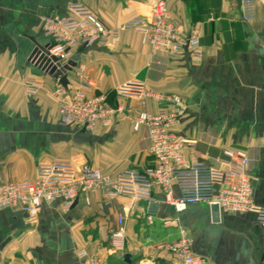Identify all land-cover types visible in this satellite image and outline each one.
Masks as SVG:
<instances>
[{"label":"crops","instance_id":"1","mask_svg":"<svg viewBox=\"0 0 264 264\" xmlns=\"http://www.w3.org/2000/svg\"><path fill=\"white\" fill-rule=\"evenodd\" d=\"M154 1L0 0V184L34 180L39 164L55 161L88 162L114 177L151 167L148 131L135 132L131 118L163 108L154 96L176 95L184 118L173 132L185 143L186 162L227 170L224 151L247 150L254 202L264 206V0H257L252 23L242 21L240 0H166L181 30L199 34L194 55L153 52L145 36L130 29L108 47L75 50L70 89L87 78L86 96L104 95L125 115L97 134L60 124L54 98L60 83L31 61L36 44H51L44 19L68 18V6L80 3L107 28L119 30L135 18L150 21ZM135 80L145 83V97L117 93ZM29 83L39 85L34 95ZM153 191L161 203L152 225L145 221L146 202L117 198L103 205L101 191L81 197L70 211L58 201L29 219L0 209V264H126L125 255L130 264H182L160 246L184 236L205 264H264V226L255 212H220L214 222L207 203L177 212ZM173 193L180 196L176 186ZM120 217L125 244L116 251L112 234Z\"/></svg>","mask_w":264,"mask_h":264},{"label":"built area","instance_id":"2","mask_svg":"<svg viewBox=\"0 0 264 264\" xmlns=\"http://www.w3.org/2000/svg\"><path fill=\"white\" fill-rule=\"evenodd\" d=\"M256 6L257 0H240L243 22L255 20ZM68 9L71 12L68 18L44 19L45 30L51 37L49 54L62 65L67 64L79 48L108 47L125 29L143 34L153 52L169 58L194 55L201 45L197 32L184 33L181 30V22L171 15L166 0L154 1L150 21L135 18L119 30L107 28L83 4H70ZM89 88L87 78L77 89L61 84L55 88L60 124L76 126L93 134L101 129H112L124 117V108L110 104L104 95L86 96ZM38 90L36 83L28 84V94L34 95ZM117 93L143 98L146 86L144 82L135 80L118 88ZM154 97L161 99L165 106L156 114L142 112L131 118L135 132L143 128L148 131V152L154 160L151 167L129 169L114 177L95 169L88 162L80 166L69 161L39 164L34 180L0 184V209L20 211L29 219L37 217L44 208L58 201L62 202L64 211H70L81 197L87 198L89 193L101 191L104 194L103 205H109L117 198L146 202L145 221L152 225L161 203L153 197V190L157 189L164 195L162 202L177 212L204 202L210 207L217 205L220 212H255L264 226V206L255 204L253 198L247 150H225L227 170L215 169L206 163H187L185 143L173 132L184 118L182 99L176 95ZM175 186L179 189V197L174 196ZM124 222L120 217L119 228L112 234V247L116 251L124 248ZM192 246V240L184 236L177 243L160 248L182 264H205V259L195 254ZM85 255L81 253L79 257Z\"/></svg>","mask_w":264,"mask_h":264},{"label":"water","instance_id":"3","mask_svg":"<svg viewBox=\"0 0 264 264\" xmlns=\"http://www.w3.org/2000/svg\"><path fill=\"white\" fill-rule=\"evenodd\" d=\"M35 46L36 48L31 56L32 63H34L42 71L53 76L55 80L59 81L61 85L67 87L68 72H70L72 68L75 67V64L73 62H68L67 64L62 65L56 57H51L49 54V50L51 49L50 45L41 46L39 44H36ZM84 131L86 130L84 129ZM211 210H212L213 221L219 222L220 221L219 207L217 205L212 206ZM124 261L126 264H130L131 256L125 255Z\"/></svg>","mask_w":264,"mask_h":264}]
</instances>
